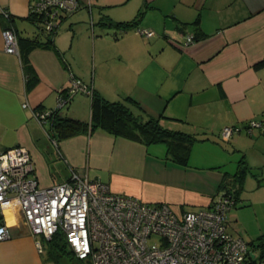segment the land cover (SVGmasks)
Here are the masks:
<instances>
[{"label":"crops","instance_id":"crops-1","mask_svg":"<svg viewBox=\"0 0 264 264\" xmlns=\"http://www.w3.org/2000/svg\"><path fill=\"white\" fill-rule=\"evenodd\" d=\"M79 2L81 6L76 11L85 8L89 12L87 23L83 20L87 11L79 20L85 24L88 41L78 39L82 31L77 39L73 34V42L68 41V29H73L71 21L79 16L70 20L74 12L64 14L59 19L56 48H37L30 54L40 81L27 91L20 54L6 50L4 31L10 28L3 23V15L8 12L18 18L21 34L34 35V24L21 20L30 15L32 0H0L1 148L27 147L44 187L66 181L70 169L75 167L108 183L116 193L148 203L168 202L178 212L210 206L224 191L221 188L224 178L236 174L240 161L245 160L252 171L246 174L238 193L232 188L238 196L229 213V230L235 235L231 213L241 204L239 201L246 206L252 201L243 193L248 189L264 193V134L243 130L226 141L221 132L226 126H245L264 116V0ZM142 11L137 28L123 30L102 23L105 19L134 21ZM97 24L104 32L113 31L122 38L110 44L115 60L113 69L99 64L90 73L83 66L82 57L89 65L93 53L97 64L99 39L94 42ZM64 27L67 32L61 37ZM138 28L155 34L146 37ZM189 35L195 36L193 43L187 42ZM75 79L111 101L132 96L142 106L134 107L135 112L144 119L158 117L165 128L198 137L188 165L169 159L165 143L164 150L155 143L142 144L102 128L64 138L59 149L50 143L51 122L40 123L34 111L56 108L60 91H69ZM92 97L82 91L75 93L61 113L91 121ZM26 102L28 106H24ZM36 147L47 153L50 171H44L40 165L38 158L42 152ZM62 159L67 162L64 164ZM47 177L49 180H45ZM0 218L11 231L9 238L0 240V264H58L49 259L47 246L40 252L39 237L33 234L19 207L0 211ZM68 253L80 260L71 250Z\"/></svg>","mask_w":264,"mask_h":264},{"label":"built area","instance_id":"built-area-1","mask_svg":"<svg viewBox=\"0 0 264 264\" xmlns=\"http://www.w3.org/2000/svg\"><path fill=\"white\" fill-rule=\"evenodd\" d=\"M32 9L44 15L47 31L59 29L62 14L75 12L79 0H32ZM138 30L146 37L155 33ZM9 53H18V36L4 31ZM194 35L187 37L188 43ZM94 91L75 79L70 92ZM59 99L57 107H65ZM28 106V103H24ZM51 110H35L34 116L46 123ZM245 130L264 134V116L245 126L229 125L221 132L228 141ZM57 145L56 140H52ZM237 204L234 192L223 191L208 207L175 210L168 202L148 203L116 193L111 186L91 178L85 169L72 167L69 178L44 187L36 175L31 152L18 145L0 146V211L17 206L45 251L46 241L62 234L68 248L92 264H264L258 247L230 230L229 213ZM11 236L9 226L0 218V240Z\"/></svg>","mask_w":264,"mask_h":264},{"label":"trees","instance_id":"trees-1","mask_svg":"<svg viewBox=\"0 0 264 264\" xmlns=\"http://www.w3.org/2000/svg\"><path fill=\"white\" fill-rule=\"evenodd\" d=\"M143 14L144 11L140 12L134 21L113 22L110 20L106 21L107 19H105L102 23L120 27L123 30H129L131 28H137L138 22L141 20ZM62 16H64V14H62ZM3 17L5 18L3 23L6 24V28L13 29L18 36L20 56L26 74V88L27 91H31L39 83L40 77L31 62L30 54L37 48H56L55 37L59 29L47 31L44 15L39 12L37 13L33 9H31V13L28 17L21 20H28L34 24L36 28L34 35L21 34L17 26L18 18L14 17L12 14L6 12ZM73 96L74 94L70 92V89L69 91L67 89L60 91V97L67 99L66 105H68ZM134 107L142 108L139 101L132 96H127L124 100L111 101L100 93L94 92L92 97L91 121H84L64 115L61 113L64 107H56L51 110L52 113L49 118L51 122V127L49 129L50 138L51 140H56V147L59 149V143L64 138L76 135L80 132L102 128L115 136L128 138L146 145L152 143H165L169 159L183 166L188 165L192 145L198 137L184 131L165 128L160 123L158 117L144 119L140 113L135 112ZM250 171H252V169L248 162L241 160L238 172L232 175V177L226 176L221 188L223 187L224 191L229 189L228 191H236V193H238L244 186L246 174ZM236 195L238 196V194ZM45 243L49 253V259L58 264H64L62 258L64 257V253H68V246L62 234H56ZM251 244L258 247L261 251V256L264 257V235L260 236ZM72 258L76 262L73 264H86L84 261L76 260L74 257Z\"/></svg>","mask_w":264,"mask_h":264},{"label":"rangeland","instance_id":"rangeland-1","mask_svg":"<svg viewBox=\"0 0 264 264\" xmlns=\"http://www.w3.org/2000/svg\"><path fill=\"white\" fill-rule=\"evenodd\" d=\"M86 11L87 10L85 8H82L79 11L74 12V14H72L71 17L69 18L70 20H72V18H77L79 16L78 19L71 21L73 23V29H70V27L68 29L70 34L67 37V39L69 42H73V40H71L73 39V34H76L75 37L77 39L78 32L80 33L81 31H82L81 35L79 36L78 39H81L83 41H88L86 33L84 31V26H83L85 24L79 21L84 17V15H86L85 14ZM86 13H87V17L86 19L84 18L83 20H86V23H87L89 20V12L87 11ZM66 29L67 28L64 27V29H62V31L60 32L61 37H64V35H66V32H67ZM101 32L102 34H100ZM106 32H104L103 29L98 24L96 25V36L94 37V42L95 40L97 41L99 39L98 40V51L100 53V54L99 53L97 54V58H98L97 64L94 62L93 53L90 54L91 59H89L90 60L89 65H88L87 59H84V57H82L83 66L85 68H89V70L91 71V72L89 71L90 73H93V71L95 70V67L99 66V64L104 66L105 69L107 68H109V70L113 69L112 65L115 62V60L112 57L113 53H112V50L110 49V44H113V40H120L122 36L121 34H119L118 36L113 34V31H108L107 33ZM127 34H129V32H127L125 35ZM91 43H92V46L95 47L93 45V40L91 41ZM101 43H103V46L105 47L104 49L102 48ZM100 46H101V49H100ZM93 47L91 49L92 51H93ZM49 142L53 143V141H51L50 139H49ZM154 145H156L157 147H161V149L163 148L165 150V146H164L165 144L163 143H155ZM38 150L42 152L41 148H38ZM41 154H40V157L38 158L39 161L41 162L40 165H42V168L44 171H46V169L50 171L52 166H51V163L46 158L47 153L43 151ZM62 161L65 164V162H67V159H65V161L62 159ZM37 168H38V165H37ZM45 180H49V177H47ZM247 195H249L250 199L252 200L251 205L246 206L247 204H243V202L239 201V203L241 204H239L237 208H235L232 211L231 219L233 221L232 222L233 226L236 229L235 235L241 236L247 242H251V241H255L256 239H258L260 236L264 234V193L261 194L260 192L250 191L248 189L247 193H243V196H247ZM67 251H70L69 248H67ZM62 260L64 261L65 264L74 263L69 253H64V257L62 258ZM84 262H86V264H92L90 260H86Z\"/></svg>","mask_w":264,"mask_h":264}]
</instances>
